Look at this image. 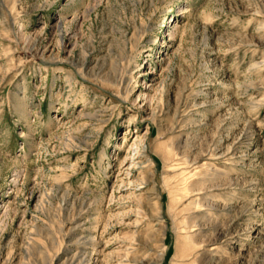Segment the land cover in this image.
Here are the masks:
<instances>
[{
    "label": "rangeland",
    "instance_id": "obj_1",
    "mask_svg": "<svg viewBox=\"0 0 264 264\" xmlns=\"http://www.w3.org/2000/svg\"><path fill=\"white\" fill-rule=\"evenodd\" d=\"M124 157L155 172L163 264L190 215L168 208L174 172L205 188V264H264V0H0V264L116 262L151 229V183L118 191Z\"/></svg>",
    "mask_w": 264,
    "mask_h": 264
},
{
    "label": "bare ground",
    "instance_id": "obj_2",
    "mask_svg": "<svg viewBox=\"0 0 264 264\" xmlns=\"http://www.w3.org/2000/svg\"><path fill=\"white\" fill-rule=\"evenodd\" d=\"M26 48L28 51L32 53L40 54L41 56L45 57L39 51L36 43L27 45ZM118 69L119 68L117 67V70ZM109 81H111L110 83H114V80H109ZM135 137L138 138L141 142L142 140L141 137L139 138L138 135H136ZM67 147H69L68 144ZM165 147L163 151H160L161 157L165 162V164H167L170 167H173L174 165L173 166L171 165L173 161L176 159V156H179L178 153L179 148L176 145L169 147L168 145H166ZM137 160L139 163L144 161L143 159H137ZM135 161H136V157L133 160H131L129 164H125L126 157H124L122 160L119 161V164L116 166L115 170L119 174L117 181L121 182V187L120 186L118 187V191L120 192L122 190L128 189L130 187L129 183L134 184L135 183L134 181H136L135 185L140 187H142L144 184L146 185L151 183L150 190L147 192L149 196L147 202L148 210L143 211L144 206L141 205L135 219L136 224L140 225L142 223H146L151 226V227L149 226L151 229L147 230L143 234L134 235L129 245L126 246L124 249H122L121 252L119 253L120 256L119 259H117L116 262H111V264H163V258L167 249V244H166L167 242H165L167 224H165L162 214L163 208L161 206V198L156 188V185L154 184L155 172L153 171L151 173V176L145 174L136 180L134 179L136 176L135 173L131 174L130 176H127L128 173L132 172V169L136 164ZM175 169L176 168L172 170ZM176 173L177 172H174V175H170V176L166 175V177L163 179L164 184L168 189V198H169L168 208L170 212L174 213V216L176 217L178 215V212L180 213L182 210V208H178L177 205H182L183 200H185V196H188L189 202L186 203L185 210H189L190 215H185L184 216L185 218L183 217L184 218V220L182 219L183 227L177 226L179 230L177 231L178 242H177L176 252L172 260V264H181L180 261L185 259L187 260V261L185 260L186 263H182V264H205L207 254L211 253L212 251L215 252V250H218V247L216 246L214 241L215 240L214 236L216 235V231L218 230V227L214 225V222H212L211 224L207 222L209 226L208 225L206 226V223H204L205 214L204 212H199V207L203 206L204 202L202 200H199V197L194 198L190 196L192 190L200 191L205 188L199 187V185L197 186L195 184L192 185L191 187L180 186L179 185L180 182H178ZM190 207L192 208L190 209ZM153 218L157 219V222L155 224L152 223ZM193 227H197V228H193ZM182 233H185V235L181 236ZM95 251L103 252V250L101 249L98 250L97 248ZM91 256H93V253ZM91 258H88L87 261L90 262ZM83 259H85L83 254H77L73 256L70 263L79 264ZM210 261L211 264L213 262L214 263L219 262L220 264L223 262L221 258L215 259V257H213ZM224 261H226V259H224Z\"/></svg>",
    "mask_w": 264,
    "mask_h": 264
}]
</instances>
